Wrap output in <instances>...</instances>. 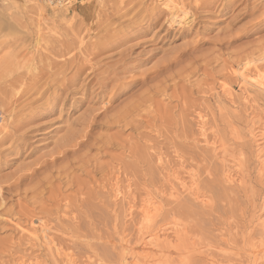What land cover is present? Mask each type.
Here are the masks:
<instances>
[{"label": "rangeland", "instance_id": "374dc122", "mask_svg": "<svg viewBox=\"0 0 264 264\" xmlns=\"http://www.w3.org/2000/svg\"><path fill=\"white\" fill-rule=\"evenodd\" d=\"M163 1L0 0V264H264V0Z\"/></svg>", "mask_w": 264, "mask_h": 264}, {"label": "bare ground", "instance_id": "6f19581e", "mask_svg": "<svg viewBox=\"0 0 264 264\" xmlns=\"http://www.w3.org/2000/svg\"><path fill=\"white\" fill-rule=\"evenodd\" d=\"M24 1L25 4H33V8L36 10V12L38 13V15L41 17V16H45L44 14H47L49 11L52 13V14H58L59 12H67L69 8L72 7V4L76 1V0H52V1H46V0H22V2ZM80 2H84V0H80ZM153 3V2H152ZM179 2H177V0H164L163 1V4L166 8L170 9L171 10H176L177 8L180 9V5L178 4ZM183 4V3H182ZM179 5V7H178ZM183 11V10H182ZM189 12V11H188ZM175 14V13H174ZM177 14V13H176ZM188 14V13H187ZM185 16V15H184ZM67 20V19H66ZM82 42V41H80ZM79 42V43H80ZM247 65V64H246ZM253 65V64H252ZM252 69V68H251ZM257 70V69H256ZM242 72V71H241ZM237 73V72H235ZM254 76L253 77H247L245 76L244 74H240L239 72V76L243 79V81L246 82V79L248 78L249 80V85H252V86H255L256 88H258L259 90H262V92H264V72H260V71H255V73L253 72ZM251 76V75H250ZM225 86V85H224ZM227 88V87H226ZM230 90V89H229ZM231 95V93H230ZM260 119V118H259ZM254 121V120H253ZM258 124V123H257ZM253 132L251 131L250 134H252ZM261 137L260 140L264 141V127L261 128V131H260V135ZM254 139V138H253ZM260 150V151H259ZM259 154H258V162H259V166H260V169L262 170V176H264V159H261V154L262 152L264 151V149H259ZM225 156V155H224ZM231 160V159H230ZM55 160L53 161H50V162H47V164H53ZM235 161V160H234ZM237 161V160H236ZM238 164H240L238 162ZM233 166V165H232ZM237 166V165H235ZM239 166V165H238ZM237 166V167H238ZM47 167V166H46ZM236 167V168H237ZM52 167H47V171H50ZM36 171L34 170L33 173H35ZM30 176V175H29ZM230 176V175H229ZM228 176V177H229ZM26 178L27 175L23 176L22 178ZM31 177V176H30ZM232 178V176H231ZM230 179V178H229ZM228 179V180H229ZM233 179V178H232ZM231 179V180H232ZM180 181V180H179ZM181 182V181H180ZM234 182V181H233ZM179 183V182H178ZM181 184L182 188L185 189V191L187 190V188L184 186L185 184ZM190 184V183H189ZM195 189V188H194ZM192 190V189H191ZM194 192V190H193ZM143 210H142V213H144V216H145V219L146 221H148L147 223H151V219L152 217H154V215L156 214L157 212V206L155 205L154 202H152L151 200H148L146 201L145 203V206H143ZM159 209V208H158ZM141 210V209H140ZM155 218V217H154ZM261 220V218L259 219V221ZM258 221V222H259ZM262 226V229L264 228V222L263 220H261L259 222ZM259 224V225H260ZM149 225V224H148ZM159 232H157L156 234H154L153 236L150 237L149 241H148V244L146 247H149L148 249L145 247L144 250L140 253H137V255H130V257L128 259H130V263H125V264H144V260H150V257H151V254H152V251L149 252V250H152L155 248H157L159 246V241L161 240L160 239V236L158 235ZM162 235V234H161ZM164 236V235H163ZM176 237V236H175ZM161 241H164V240H161ZM170 242V241H168ZM171 244V243H170ZM168 245V244H167ZM255 249V248H254ZM148 250V252H147ZM130 251V250H129ZM255 251V250H254ZM151 253V254H150ZM251 253V252H250ZM255 253H258V252H252V255H254L255 257ZM262 257V256H261ZM69 259V258H68ZM249 259V258H248ZM253 264H256L258 261H259V258H253ZM264 259V258H263ZM127 262V261H126ZM132 262V263H131ZM67 264H73V262H71L70 260H67L66 261ZM148 263V262H147ZM258 264V263H257Z\"/></svg>", "mask_w": 264, "mask_h": 264}, {"label": "built area", "instance_id": "2783aa9c", "mask_svg": "<svg viewBox=\"0 0 264 264\" xmlns=\"http://www.w3.org/2000/svg\"><path fill=\"white\" fill-rule=\"evenodd\" d=\"M46 1H49V2H50V1H52V0H46Z\"/></svg>", "mask_w": 264, "mask_h": 264}]
</instances>
